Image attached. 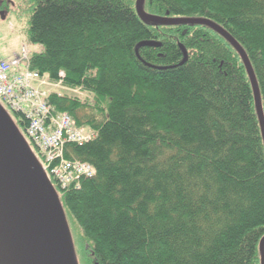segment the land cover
Returning <instances> with one entry per match:
<instances>
[{
  "label": "trees",
  "instance_id": "trees-1",
  "mask_svg": "<svg viewBox=\"0 0 264 264\" xmlns=\"http://www.w3.org/2000/svg\"><path fill=\"white\" fill-rule=\"evenodd\" d=\"M137 0H31L28 68L91 98L50 93L88 143L63 158L91 178L59 189L75 264H260L264 143L244 62L204 25L140 19ZM0 0V12H11ZM142 11L204 19L248 59L264 119V0H143ZM141 42L160 47H142ZM183 47L187 54L183 60ZM10 118L24 136L26 121Z\"/></svg>",
  "mask_w": 264,
  "mask_h": 264
},
{
  "label": "water",
  "instance_id": "water-1",
  "mask_svg": "<svg viewBox=\"0 0 264 264\" xmlns=\"http://www.w3.org/2000/svg\"><path fill=\"white\" fill-rule=\"evenodd\" d=\"M142 1H136L140 19L162 25H204L227 40L242 58L251 83L264 143V119L258 86L247 57L221 28L204 19H169L146 15ZM4 19V12H0ZM142 47H160L141 42ZM183 53L182 65L187 54ZM260 264H264V237L259 243ZM0 264H75L63 214L56 193L40 163L0 105Z\"/></svg>",
  "mask_w": 264,
  "mask_h": 264
},
{
  "label": "built area",
  "instance_id": "built-area-1",
  "mask_svg": "<svg viewBox=\"0 0 264 264\" xmlns=\"http://www.w3.org/2000/svg\"><path fill=\"white\" fill-rule=\"evenodd\" d=\"M30 54L28 47L22 46L17 54L7 58L0 56V103L25 119L27 145L48 180L64 190L82 178L94 176L89 164L63 158L65 145L82 146L91 141L94 134L76 128L67 114L54 113L47 102L50 93L39 88L47 81L28 68Z\"/></svg>",
  "mask_w": 264,
  "mask_h": 264
},
{
  "label": "rangeland",
  "instance_id": "rangeland-1",
  "mask_svg": "<svg viewBox=\"0 0 264 264\" xmlns=\"http://www.w3.org/2000/svg\"><path fill=\"white\" fill-rule=\"evenodd\" d=\"M11 5H14L11 8V12L5 15L4 19L0 18V56L5 57L6 55L17 54L22 46H27L28 49L32 51H37L39 48L37 45H33L27 41L26 37V28L28 19L31 13V0H8ZM46 80V79H45ZM47 81V80H46ZM37 85V84H35ZM42 90H47L48 93H58V94H67V95H76L80 98H91V95H88L80 91H70L61 86V84H50L47 81L46 85L39 86ZM1 107L10 117V111L7 110L0 103ZM57 201L61 207V213L63 214L65 228L71 246L72 253L74 255L75 246L74 238L72 234V229L76 227L72 222L69 221L65 212L62 208L61 201L59 196L56 194Z\"/></svg>",
  "mask_w": 264,
  "mask_h": 264
},
{
  "label": "crops",
  "instance_id": "crops-1",
  "mask_svg": "<svg viewBox=\"0 0 264 264\" xmlns=\"http://www.w3.org/2000/svg\"><path fill=\"white\" fill-rule=\"evenodd\" d=\"M12 55H13V54H12ZM12 55H6V58H7V57H10V56H12ZM41 86H42V85H41Z\"/></svg>",
  "mask_w": 264,
  "mask_h": 264
}]
</instances>
